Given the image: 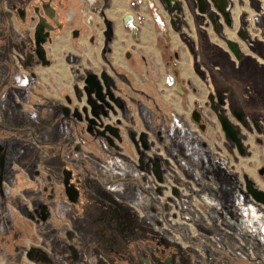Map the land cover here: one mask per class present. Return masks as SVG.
I'll list each match as a JSON object with an SVG mask.
<instances>
[{
	"label": "crops",
	"instance_id": "obj_1",
	"mask_svg": "<svg viewBox=\"0 0 264 264\" xmlns=\"http://www.w3.org/2000/svg\"><path fill=\"white\" fill-rule=\"evenodd\" d=\"M132 1L60 0L61 13L70 28L62 40L68 41L70 38V42L61 41L62 44L53 42L48 46L52 48L58 45L54 55L60 58V61L48 67L54 66L46 79L49 85L52 81L58 84L54 88L51 87L54 90L52 97L58 99V102L53 100L51 104L45 105L50 106L49 109L54 107V117L51 124L53 132L44 134L37 127V123L40 124V114L34 108L41 109L39 106L41 102L48 103L51 100L43 91L44 84H37L38 75L22 74L14 67L9 55V44L19 46L22 50L25 47L23 39L15 29V26L19 28L18 21L16 24L13 23L4 8V1L0 0V167H3L1 164L4 162L5 175L8 176H5V182H7L4 184L5 190L10 193V196L13 195L14 199L17 198L15 203L12 202L13 211L15 210L19 215V212L23 214L27 208L26 202L20 198V194L18 195L21 189L14 194L9 184L19 187V176L33 172L34 162L26 161V159H33L32 152L26 151L32 149L33 153H38L40 157V153L32 146L29 137H25L22 132L26 128L28 132L40 139L47 160L60 161L61 166L56 167L45 163L43 169L58 176L64 165L62 158L66 159L67 156L76 152L72 143L70 146L69 144L60 146L62 141L67 143V140L72 137L75 123L74 118L64 116L62 100L71 97L78 102L76 100L79 99L80 94H77L79 92L75 79H83L93 73L92 69L101 68V66L105 68L107 63L116 77L115 100L128 123L122 141L127 142L129 150L135 153L137 151L135 145L130 147L131 144L128 141L133 139L136 127L144 126L156 137L164 134L166 151L175 159L179 167L177 180L192 192L198 190L200 197L205 200L211 218L216 220L220 217L230 226V233L225 235H229L227 237H230L231 242L238 247L236 238L247 237L243 231L244 226L264 224V205L252 198L246 189V184L244 186L242 172L233 168L227 156L214 150L212 140L208 137L206 140L195 132L191 119L199 102L210 101L214 110L216 102L218 103L216 99L218 94L228 97L229 110L237 119L255 122L264 117V41L251 39L246 29L242 27L244 23H242L241 14L244 9L243 4L247 3L245 0L240 1V6L234 0H211L214 5L212 7L211 5L209 7L205 0H172L170 7L167 6L166 0H153L163 18L168 21L169 30L164 32L153 18V10L142 5L140 12L144 21L137 36L132 35L124 22L127 16H136L138 7L133 6ZM7 2L12 8L21 4V0ZM223 5H225L224 12L228 13L227 17L223 16L224 23L228 25H226L228 30L226 42L218 38L225 30L215 12L218 8L223 9ZM207 9L213 10L208 12L212 26L205 27L202 18H199L200 21L196 24V16L205 15ZM262 12L264 13V10ZM174 15L179 16L177 19L179 25L181 24L179 29L176 20L173 25ZM89 18H93V25L88 24ZM107 41L109 47L105 51ZM229 42L236 45L237 53L229 47ZM50 53L53 52L50 50ZM174 53L179 54L178 80L184 84L190 83V89L186 90L184 96L175 94L173 89L165 85ZM41 68L45 69V67ZM43 73L45 74L44 71ZM81 83L82 90L85 84L83 85V80ZM59 86L62 92L57 91ZM82 94L84 104L87 97L84 93ZM27 112L33 122L31 118H27ZM216 116H219L218 112ZM233 122L235 126L240 127L236 120ZM246 135L244 143H252L264 150V144H258L255 141L256 133L249 132ZM259 153H261L260 150ZM122 162L128 178L125 182H118L117 189L130 200L136 201L134 164L124 156ZM17 163L22 165V169L17 167ZM158 164L160 168L165 162L161 160ZM84 165L86 167L85 163ZM95 167L97 168L96 165ZM262 167L260 165L257 168L258 173ZM263 177H260L261 183H258L259 186L256 187L262 191H264ZM31 181L34 183L31 189L35 190L26 192L31 193L32 202L36 205L46 202L48 196L45 199L39 191L40 180ZM36 190L39 192L36 193ZM9 199L7 197L5 201L0 197V204L4 209L0 210V214L8 211L7 204L11 202ZM58 200L52 218L49 221L40 222L38 232L46 236L50 244L57 247L61 253L58 257L39 253L37 262L39 264H63V261L65 264H122L120 259L111 258V253L107 249L112 248L114 254L122 253L124 246L122 238L116 232L101 228L99 225L93 228L88 221L80 227L74 225L68 217L74 213L72 206L63 198ZM182 202L184 219L188 222L194 221L195 226L200 230L211 229L203 226L202 220H197V215L193 218L195 213L189 196H183ZM154 216L144 217L151 224ZM66 224L68 226L72 224L79 230L81 243H77L74 239L71 242L67 241L64 236L68 227ZM138 227L141 229L132 236L137 248L133 247L135 255L129 264H157L155 256H159L160 264H192V255L196 256V260L201 261L198 252L184 248L175 241L176 244L167 234L156 232L155 236H152L142 228L144 226ZM214 229L222 232L219 227ZM248 238L263 254L264 242L255 236L248 235ZM169 240L175 244H170ZM72 246H75L77 250V257H74L72 253ZM235 257L234 259L226 257L223 262L246 264L240 257L237 256L239 261L235 260Z\"/></svg>",
	"mask_w": 264,
	"mask_h": 264
},
{
	"label": "rangeland",
	"instance_id": "obj_2",
	"mask_svg": "<svg viewBox=\"0 0 264 264\" xmlns=\"http://www.w3.org/2000/svg\"><path fill=\"white\" fill-rule=\"evenodd\" d=\"M241 0H234V2H237L238 5L240 6ZM205 2H207L209 4V7L211 5H213V2L211 0H205ZM245 4L244 5V9L242 10L243 13L241 14V18H242V23H244V25L242 26L244 29H246V32H248L249 36L251 39L254 40H261L264 41V13L262 12L264 10V0H245ZM224 8L220 9V8H216L217 10L215 11L217 14V18H219L221 20V24L222 27L224 28L225 32L222 33L220 35L221 40H223V42H226V37H227V27H226V23H224V19H223V11L225 9V5H223ZM263 8V9H262ZM215 9V8H213ZM258 9V10H257ZM209 11H213V10H206L205 15L202 14L197 15L195 18L196 24L199 23V18L203 19V25L205 27H211V20L209 19ZM173 13V11H172ZM15 14V23L18 21V16ZM175 17V15H174ZM173 18V17H172ZM249 18V20H248ZM60 19H62L61 22L62 26L59 28V30H56L54 33H52V36L54 38V43L57 44H62L61 41L63 43L65 42H70V38L68 39V41H64L62 40L63 38H65V34L66 31H69V26L65 23V18L64 15L62 14V16L60 17ZM88 22V21H87ZM176 22L178 23V29L180 28L179 26V22L178 20H176ZM30 25V24H28ZM228 26V25H227ZM25 27V26H24ZM22 30V27H21ZM28 32L32 33V30H28ZM20 35V34H19ZM27 36V35H26ZM20 37H22L20 35ZM24 39V37L22 38ZM26 39V38H25ZM241 40V38H239ZM12 43L9 44V55L11 56L12 53V49H15V51H17V53L21 54L22 48L20 49L19 46H13L11 45ZM109 47L108 41L106 42V46H105V51H107L106 49ZM48 51H49V55L52 58V62L54 63H59L60 58H57V56L55 57V51L56 49H58V45L57 46H52V48L47 47ZM53 52L52 54L50 53ZM17 54V55H18ZM65 56V54H64ZM61 57V56H60ZM12 58V57H11ZM66 58V56H65ZM63 60V59H62ZM12 63L14 64V67H16V70H18V72L20 73H26L25 71L22 72L18 69L16 61H14L12 59ZM105 68L104 66H101V68H96V69H92L93 73L97 75V73H107L108 76L112 79L113 85L110 84V92H112L114 94V97L117 94L116 89L114 88L115 86V82H116V77L115 74L113 72L112 69H110L109 65H107V63L105 64ZM54 67V66H52ZM52 67L48 68L45 67V69L39 67L38 71L40 73H38V80L40 81V83L37 84H44L43 86V91L46 94V97L49 98L51 101H48V103H42L39 105L41 107V109H35V111L39 112L40 116H39V122L40 124L37 123V127L40 128V131L43 132L44 134L47 133H52V119L54 117V107H51V109H49L50 106H45V105H49L51 104V102L53 100H56L55 97H52V92H54V90L52 88H54V86H57L58 84L54 83L53 81L51 82V85H49L47 82L48 80L47 78V74L50 73L49 71H52L53 69H51ZM48 68V69H47ZM106 69V70H105ZM31 71V69H29ZM43 71L45 72V74L43 73ZM83 74L85 73V71H82ZM26 74H29V72H27ZM85 76V75H84ZM51 77H53L51 75ZM83 77V76H82ZM46 81V82H45ZM75 85L79 86L82 84V79H75ZM186 84V82H185ZM52 87V88H51ZM61 88L59 86V88H57L58 92H62L60 91ZM60 95V94H59ZM61 96H59L60 98ZM60 100V99H59ZM58 102V99L56 100ZM37 103V102H36ZM62 103H64V101L62 100ZM34 104V103H33ZM31 104V105H33ZM201 104L203 105V111H205V114H208L209 117H205L203 116L202 120H200L199 122H196L194 119H191V121L193 120V127L195 132L199 133L200 135L203 136L204 139H208L212 140V144H214V150L217 151L218 153H220L221 155H225L227 156L228 160L232 162L233 164V168H237L239 171L242 172L243 175V182H244V186L245 184L249 181L252 183V185L256 188L259 186L258 183L260 182V177L261 175L257 172V168H259V166H263L264 167V154H262V152L264 151L262 147H258L257 145H253L252 143H244L243 147L245 149L244 154H240L238 149L236 148L235 144L229 140V138H227L225 132L223 131L221 125H220V121L218 119L217 112L218 114H225L226 112H229L227 110H225V108H223L222 106H220L217 102H216V107L213 110L212 109V104H210V101H206L205 103L201 102ZM197 108V107H195ZM201 109V108H200ZM210 109V110H209ZM112 112L114 113V115H120L121 116V121H119V125L122 126L120 127V129L122 130L123 135L125 134L124 132H126V126H127V121L124 119V117L121 115V111L119 108L118 103L116 102V105H113L112 103ZM28 113V112H27ZM216 114V115H215ZM28 115V119L31 118V116ZM230 115V114H228ZM32 121V118H31ZM234 121V120H233ZM33 122V121H32ZM36 122V121H35ZM116 121L115 125H117ZM104 124V123H103ZM205 124V125H204ZM203 125V126H201ZM15 127V126H14ZM192 127V128H193ZM201 127V128H200ZM239 129L238 131H240L239 135L242 134V132L244 133V130H242L239 126H237ZM36 128V126H35ZM205 129V130H204ZM39 130V129H37ZM139 132L140 135H139ZM30 132H28V129L25 128V130L22 132V134L25 137H29ZM253 133V132H252ZM144 135L145 139L148 138L150 141V145L152 146H163L164 151L166 153L167 156L168 153L166 151V142H165V135L163 134L160 137H156L151 130H149L148 128L144 127V126H139L135 128V134L133 136V139H131L130 141H128L131 145L130 147L133 145H135V148L137 149V155L138 157L141 158V163L140 166H138L139 168H143L145 175L147 176V174L153 170L154 171V167L155 164L158 162H161V160H163L165 162L164 165H162L159 169H160V173H161V180L162 181V173L166 172V170L169 168V163L167 162V160L158 152L156 153H152L154 160L153 161H146V153L143 150H140L139 145H138V141L140 139V137ZM151 137V139H150ZM208 137V138H207ZM213 137V138H212ZM67 138V137H66ZM98 138L95 133L92 134L89 139L85 138L84 136V147L88 150L91 151L92 155L95 156V158L99 157L102 155L103 152H101L99 144H98ZM73 142V139L71 137V139L69 138L67 140V143H64L63 141L61 142L60 146L63 147L62 145H66V144H70ZM116 142V140H115ZM43 143L41 142L40 145L37 144H32V146L36 149L37 152L41 154H45L46 152L44 151V146L42 145ZM73 144V143H72ZM120 144V145H119ZM128 143L125 141H119L115 143V148L118 146L120 149H118L117 151H124L128 156V155H133L132 151L129 150V147L127 145ZM40 146L39 148H37V146ZM72 146H75V144H73ZM107 149V148H106ZM105 149V150H106ZM114 149V148H113ZM159 148L157 147V150ZM39 150H41L43 153H41ZM115 150V149H114ZM151 150V149H150ZM259 150L261 151V153H259ZM32 152L31 157L34 159H26V161H32L34 162V165L39 166L40 162L42 161L41 158L38 157V153H33V150H28L26 152ZM49 151V150H48ZM259 154V155H258ZM253 155V156H252ZM102 157V156H101ZM170 157V156H169ZM172 158V157H171ZM67 159V157H66ZM174 161V165L177 167L178 171H179V167L175 161L174 158H172ZM77 160V159H76ZM78 162L83 161L85 163V159L82 160L80 159L77 160ZM144 161V162H143ZM43 162H45L46 164H50V165H55L57 166H61L60 161H54L53 159H49V160H44ZM72 163V162H71ZM123 163V162H122ZM87 165H89L90 167V172L93 173V176L90 175L89 177L92 179L93 182V186H92V190H91V194L89 196V200L86 203V205H84L82 208H79L77 206H75L74 204L69 203V205L72 206V208H75V213L70 214L69 219L72 220L75 224L77 225H84V221H88V224L91 225L93 228L98 226L101 222L106 220L109 221L107 224H105L104 229L106 228L107 230H114V226H117L118 229V225L122 224V219L124 217H126L127 212H134L136 214V223H137V227L136 230H140L138 226H144L142 227L143 229H145V231L152 235L155 236L156 232H160L161 234L164 233L165 235L167 234L168 237H170L174 242V236L171 233H167L166 230H161L160 227H157L159 219L157 218L158 216H160V212L163 214V219L165 221L166 219V215H169L170 210L165 208V204L162 203L160 201V199L158 198L155 189V186H161L159 185L153 178V190L151 192V188L152 185L150 186V182L148 181V179L146 178V176H140V172L138 170V167H135V175L134 180L136 182L137 185V200L136 201H132L130 200V198H128L126 195H124L122 192L118 191L117 187L119 185V183H121L120 180V176H114L112 179L110 178V174L109 173H105L102 172L101 170L98 169L93 166L91 164L90 161H87V163H85ZM17 166L22 167V165L20 164H16ZM127 167V165H126ZM81 170V169H80ZM92 170V171H91ZM33 172L31 173H24V176H19L20 178V184L19 187L15 186V184H9V188L14 192V194H17V192H19L21 189V191L18 193V195L20 196V198H22L25 202H26V208L22 214V212H19V215L16 213V211H13V203H15L14 199L15 197H11L9 204L8 205V211H5L4 213L0 214V260L5 262L6 264H39L38 258H39V253H47L50 256H57L60 255L59 253L60 250L57 247H54L52 244H50L48 238L46 236H42L41 234H39L38 232V225L37 223L32 220L31 215L34 213L33 209L39 207L41 204L36 205L32 202V198L31 193H27V190H35V189H31V187L33 188L34 183L31 181L32 177L35 178V171L34 169L32 170ZM121 171H122V175L125 172L126 173V168L123 165V167H121ZM19 172V171H18ZM85 173V172H84ZM102 173V174H101ZM155 173V172H154ZM86 176H88L85 173ZM156 175V174H155ZM177 176L178 174H175L174 176V181L177 184V186H183L185 189H187L190 194L196 195V198L199 199V201L202 200L203 204V211H205V213L207 214V218H205V216L199 212L200 215H198L195 211V208L193 209V212L195 213L194 217L197 215V220H202V224L203 226H207L208 228H211L209 230L203 231L197 228V226L192 227L191 224L188 223V225L184 224L185 227V231H194L197 233V237L200 241H195L194 243L192 242L193 239H191V235L187 236L186 238H184L185 240H187L189 242V245L187 247V249L191 250H197L199 249V255L201 258V261L199 262L198 260H196V256L192 255L191 256V261L192 264H227L224 263L223 260L226 259V257H235V260L237 259V256L240 257V259H242L246 264H250L251 262H255L256 264L259 262V264H264V250H263V254L260 253L262 251L258 250V248H256V246L251 243L252 241L249 240L248 235L249 236H255L258 237L259 239L262 236V231H261V225H257V226H244V233L247 235V237H240L238 236V238H236L237 242H238V247L237 245L233 244L230 240V237H227L229 235H225L226 233H230L227 229L230 228V226H228L227 224H225L224 221H222L221 225L224 228V230H222V232L220 233L219 231H215L214 228L217 227L218 222L220 221V217L216 218V220L212 219L207 208L205 205V200L204 198L200 197V195L198 194V190H194L193 192L190 191L184 184L180 183L177 180ZM8 177V176H6ZM104 177V179H103ZM116 177V178H115ZM124 177V175H123ZM157 177V176H156ZM9 178H11V176L9 175ZM26 178V180L24 179ZM128 175H126L124 177V181L127 180ZM158 179V178H157ZM53 181L56 184H61L60 181H58V179L56 178V176L53 177ZM263 183H264V177L262 179ZM116 182H119L116 185ZM4 184H7V182H4ZM256 184V185H255ZM214 187V183L211 184ZM143 187L146 188V191H139V189H142ZM162 188L160 189L161 194L163 195L165 187L161 186ZM196 187V186H195ZM148 188V189H147ZM197 188V187H196ZM38 189V188H37ZM40 193H42L44 195V192L42 191V185L40 186ZM198 189V188H197ZM15 190V191H14ZM39 191L36 190V193H38ZM145 192H151L154 194L153 200L151 202L146 201V203L144 202V200L142 198H148V196H146L144 193ZM58 195L60 193V191L57 192ZM35 194V193H34ZM178 194V198L181 199L182 195L181 192L178 190L177 192ZM17 195V196H18ZM161 195V196H162ZM45 196V195H44ZM168 199L173 200L172 197L167 194L166 196ZM46 199V196H45ZM110 199L114 204H116V206L111 205L112 207L108 206L106 204V201ZM191 201V199H190ZM13 202V203H12ZM166 203V201H165ZM1 205V204H0ZM5 205V204H3ZM3 206H0V210L3 209ZM169 207V206H167ZM200 207L202 208V205H200ZM5 208V207H4ZM170 209L172 207H169ZM4 210V209H3ZM28 210V211H27ZM1 212V211H0ZM5 214V215H4ZM174 214V213H173ZM151 215H155L153 217V222L150 224L144 216H146V218H149ZM7 219H9V221H11V226H8L7 224ZM183 218V216H182ZM192 218V219H193ZM104 219V220H103ZM184 219V218H183ZM144 220V221H143ZM187 220V219H185ZM200 220V221H201ZM215 221V222H214ZM211 222V224L209 223ZM132 225V224H131ZM180 223H176L174 227L179 226ZM209 225V226H208ZM70 227H72V224L70 225ZM156 227L158 229H156ZM73 228V227H72ZM192 228V229H190ZM76 232L75 228L74 231ZM166 232V233H165ZM219 232V233H217ZM77 233V232H76ZM75 233V234H76ZM215 240V241H212ZM174 242H172L171 240H169L170 244H175ZM177 244V243H176ZM247 248L252 249L253 254H255V256H258V258H254L253 256L250 255L247 256L244 252V250H246ZM244 249V250H243ZM197 252V251H196ZM238 254V255H236ZM208 258L206 261H204V259ZM254 258V259H253ZM253 259V260H250ZM239 261V260H238ZM237 261V262H238ZM232 262V261H231ZM63 264H65V261H63Z\"/></svg>",
	"mask_w": 264,
	"mask_h": 264
},
{
	"label": "flooded vegetation",
	"instance_id": "obj_3",
	"mask_svg": "<svg viewBox=\"0 0 264 264\" xmlns=\"http://www.w3.org/2000/svg\"><path fill=\"white\" fill-rule=\"evenodd\" d=\"M3 1L10 10H13L14 12H16V14L18 16V19H17L18 22L17 23L19 24L18 26H19L20 31H22L24 34H26L28 36V38L23 39V43H24V47H25L22 50L23 54L25 56L24 67L26 68L27 72H29V75L30 74H33L34 76L38 75V68L39 67H49L53 63L52 58L49 55L47 47L54 42V38L52 36V33H54L56 30H59V28L62 26L61 22H63V21H61L62 19H60V17L62 16V13H61L62 7L60 6L61 2H60V0H21L20 5H15L12 8L8 5V2H7L8 0H3ZM18 9H21L24 11V13H25L24 20H22L20 13H18V11H17ZM45 14H48V17H49V18H47V20L49 22V27H53V30H50V35H49L51 38V41H48L47 43L44 44V46L47 49V60L49 61L48 65H44L42 60L39 58V56L36 53L37 46H36V38H35L36 26L40 21V16L45 15ZM28 24H30V25H28ZM31 26L33 27V31H32L33 40L30 38V32H28L29 27H31ZM21 27H22V30H21ZM29 69H31V71ZM87 77L88 76H85V78L82 79L83 85L85 84L84 81L86 80ZM97 78L101 81V83L103 82V80L101 78V73H99V74L97 73L96 79ZM38 83H40L39 80H38ZM84 86H86V85H84ZM76 88H77V91L79 92L77 94L78 95L80 94L79 99L76 100L78 102H75L71 97H67V99L64 98V103H63L64 108L62 109L64 116L66 118L73 116L72 118H76L77 120L83 119V120L87 121L88 122V131L90 128L92 129V132L89 131L90 134L95 133V135L97 137H99L101 139H105L108 144H110L109 140L107 139V137H109L113 142V144H110V145L116 146L115 140H117L119 142L122 140V137L124 136L122 133V130L119 127V124H120L119 121L117 122V125L109 124V123L103 124L104 118H106L108 116V111L112 109V103H113V105H116V100H110L109 97H106V99L104 101L96 100L95 95H94L95 92H94L92 94L91 100L96 105V107L94 109L98 113L96 116H94L92 114V107H90V105L87 102L88 94L85 91V87L82 90L80 89L79 86H77ZM76 88H75V90H76ZM114 88L116 89V87H114ZM187 89H190V83H186V85L183 88V93L180 94L179 96H184L186 94ZM103 92L104 93L106 92V88H104V87H103ZM82 93H84V95L87 97L84 104H83V94ZM216 99H217L218 104L220 106L225 108V110L229 111V112H226L225 114H223V116H225L232 123V125L238 130L239 128L237 126H235V124L233 122V120H236L239 123L240 128L245 131L244 133L242 132V134L239 135L241 140H242V144H244V142L247 138L246 134L249 132L256 133L257 138L255 141L258 144H264V117H262V119L255 121V122L246 121V120L241 121V120L236 118V116L233 114L232 111L229 110L230 103H229V99L227 96H222L221 94H218V96H216ZM196 107L197 108H195V111L199 112L200 120H202L203 116L209 117V115L205 114V111H203V105L200 102L196 104ZM75 112L80 114V116H81L80 119L77 116H75ZM228 114H230V115H228ZM218 118H219V116H218ZM97 120H100V124H101L100 127H98ZM108 125L113 126V127L118 129L120 139L111 135L109 133V131H106L104 136H102L100 134V132H103L106 130V126H108ZM238 132L240 133V131H238ZM29 134H30L29 139L31 141V144H34V140L40 141V139L37 138L32 133H29ZM72 139H73V135H72ZM87 139H88V137H87ZM145 142H146V147H147L148 145H147L146 139H145ZM141 143H142V141H141ZM142 146H143V143H142ZM74 147H75L76 152H80L81 149L79 146H74ZM146 147H144V148H146ZM244 152H245V149H244ZM91 155H92V153H91ZM101 156H99L97 158L99 159V158H101ZM39 158H41L42 161H39L40 162L39 166H37V165L33 166V169L35 171V174H34L35 178L32 177L31 179L32 180H34V179L40 180V182H41L40 186L42 185V191L44 192L45 196H48L47 197L48 200L46 202L42 203L39 207L33 209L34 213L31 215V217H32V220H34L37 223V225L40 222H46V221H49L50 218H52V215L55 212L54 211L55 204H56V202L59 201L58 200L59 198H63L68 203L74 204L69 200V197L67 195L66 188H65V185L63 182L64 181V173H63L64 169L72 170L71 182H73L75 184V186L77 187V189L79 190V203L74 204L75 206L82 208L84 205H86V203L89 200V196L91 194V190H92V186H93L92 179L89 177L90 175L93 176V173L90 172L89 165L86 164V167H85L83 161L78 162L72 156V154L67 156V159L62 158L64 165H63L61 172L58 174V176L52 174V172H50V171H47V170L44 171L43 170L44 164H45V162H43V161L47 160L46 153L41 154ZM87 161L88 160L86 159L85 163H87ZM91 164L93 166H95L92 162H91ZM42 166H43V168H42ZM17 167L19 169H22V167H20V166H17ZM84 172L88 176H86ZM5 173H6V169H5L4 162H3V167H0V177H2V182H1V186H0V197L6 201L7 197H9L11 199L12 196H10V193L5 190V186H4L5 176H6ZM259 174L262 177L264 176V167L260 168ZM54 176H56V178L58 179V181L61 182V184L54 183V181H53ZM39 190L41 191L40 187H39ZM58 191H60L59 195L57 193ZM10 199H9V201H10ZM106 204L110 207H112L111 205L116 206V204H114L110 199H108L106 201ZM44 206L46 207V214H47L46 220L41 219V212H42V208ZM73 211H74V213L76 212L75 208H73ZM126 215L127 216L122 219V224L118 225V229H117V226H114L115 229L111 230V231L116 232V234L118 236H120L124 242L122 253L116 252L114 254L112 248H110V247L107 248L108 252L111 253L110 257L114 258V259L115 258L120 259L122 261V264H129V262H132V260L134 259L133 256L135 255L134 254L135 249L133 247L137 248V244L134 242V240L132 238L134 233H136V231H137L136 230V227H137L136 214L134 212H127ZM6 220H7L6 221L7 224L11 223V221H9V219H6ZM86 221H84V222H86ZM108 222L109 221L107 220V223ZM107 223L105 220V221L101 222L99 224V226H101V228H104L105 224H107ZM66 225L68 226V224H66ZM70 225L67 227V230H66L67 232L64 233L65 235L63 233L62 234L65 236V238L69 242H71V240L74 239L77 243H81V233L74 226L77 224L74 223V225H72L73 228L70 227ZM77 226L80 227L81 225H77ZM74 228H75L77 233L73 232ZM71 250H72L74 257H77V250H76L75 246H72ZM45 254H47V253H45ZM155 257L154 258L157 261L156 263L160 264L161 260L158 258L159 256H155Z\"/></svg>",
	"mask_w": 264,
	"mask_h": 264
},
{
	"label": "built area",
	"instance_id": "obj_4",
	"mask_svg": "<svg viewBox=\"0 0 264 264\" xmlns=\"http://www.w3.org/2000/svg\"><path fill=\"white\" fill-rule=\"evenodd\" d=\"M132 5L138 7V10L136 11V16L129 15L125 18V21H124L125 25L130 29L132 35L137 36L141 30V27H142V23L144 21V18L140 12V6H142V5H146L150 9L153 10V18L155 19V21L160 25L161 29L164 30V32H168V30H169L168 21H166L163 18L161 12L157 8L156 3L153 0H133ZM4 8L9 13L13 23L16 24L15 23V14H14L15 12L13 10H10L6 6L5 3H4ZM88 24L89 25L94 24L93 18L88 19ZM15 29H16L17 33H19L22 36L21 38H23V37H24V39L28 38V36H26V34H24L22 31H20V29L18 27L15 26ZM30 29L33 31L32 26L29 27V30ZM30 38L33 40L31 32H30ZM17 54H18L17 51H15V49H12L11 57L14 61H16L18 69L22 72H24V71L27 72L26 68L24 67L25 56H24L23 52L21 54L20 53L18 55ZM178 59H179V55L177 53H174L173 57L171 58L170 72L168 73V75L165 79V85L168 88L173 89L175 94L180 95L183 93V88L186 84H184L178 80V77L180 75V71L178 68L179 67ZM116 121H121V116L120 115H114V113L112 112V109H111L108 111V116L106 118H104L103 123L104 124L105 123L116 124L115 123ZM74 122L75 123L73 124V144H75V146H79L81 149L80 152L72 153V156L75 159H77L79 161H80V159H82V160L87 159L88 161H90L94 165H96L97 169L99 167V170H101L102 172L109 173L111 176L110 177L111 179L114 176H120L121 177L120 180L121 179L124 180V177L126 176V173L124 172L123 173L124 177H123L122 171H121V167H123V163H122V157L123 156L127 157L134 164V166H136V167L140 166L141 158L138 157L137 151L135 153H133V155L126 156L127 154L123 150L117 151L118 149H120L119 147L115 148V146H111L110 144L107 143V141L105 139H101V138H98V144H99L101 152H103L102 157L99 159L95 158V156L91 155V151L84 147L85 146L84 145V136H85V138H87V137H90L92 135L88 131V122L83 120V119L77 120L76 118H74ZM97 122H98V127H100V125H101L100 120H97ZM120 127H122V126H120ZM140 133L141 132H139V135H140ZM150 139H151V137H150ZM146 140H147V145H148L146 148H144L142 146V143L140 140L138 141V145H139L140 150H143L146 153V157H145L146 161L147 162L153 161L154 155H152V153L158 152L169 163V168L166 170V172L162 173V181H159L157 179L153 170H151L146 176L143 168L138 167V170L141 174L140 176H146V178L150 182V186L152 185L151 192L153 190V178L159 185L165 187L163 195L160 192V189L162 188L161 186H158V187L155 186V189H154L156 191V194H157L158 198L160 199V201L165 204V208L170 210L169 215H166L167 217H166L165 221L162 217L163 214L160 212V214H159L160 216L157 217V218H160L157 227H160L161 230H166L167 233L172 232V235L174 236L175 241L178 242L179 244H181V246H183L184 248H187L189 245V242L187 240H185L184 238H186L188 235L189 236L191 235L190 237H191V239H193L192 240L193 243L195 241H200V240L198 238H196L197 237L196 232H194L192 230L185 231L187 228L185 229L186 226L184 224L188 225V223H189L193 227L195 222L194 221L188 222L187 220L182 218L183 202H182V198L181 199L178 198L177 192L179 190L181 192L182 197L183 196H189L191 199V204H192L193 208H195V211L198 214H199V212H201L205 216V218H207V214L205 213V211H203V204L204 203L202 202V200L199 201V199L196 198L195 194L194 195L190 194V192L187 189H185L183 186H179V185L177 186V184L174 181V176H175V174H178L179 171H178L177 167L174 165L173 159L166 155L163 146L161 147L159 145H156V146L151 147L150 142H149L150 140L148 138H146ZM116 142H118V141L116 140ZM34 144L40 145V141L34 140ZM37 147H40V146H37ZM157 147L159 148L158 150H157ZM151 175L153 178L151 177ZM103 179H104V177H103ZM117 184H118V182H116V185ZM154 190H153V192H154ZM139 191H146V188L143 187L142 189H139ZM151 192L150 193L149 192L144 193L146 196H148L147 199L142 198L145 203H146V201L151 202L153 200L154 194ZM167 194H169L173 200L168 199L166 197ZM165 201H166V203H165ZM200 205H202V208L200 207ZM167 206L172 207V208L170 209ZM176 223H180V225L177 227H174ZM182 223H184V224H182ZM209 223L211 224V222H209ZM221 223H222V220L220 219V221L217 224V227L224 230ZM157 227H156V229H158ZM190 229H192V228H190ZM227 230L229 231V229H227ZM261 231L263 234H262L260 240L262 242H264V224L261 225ZM212 241H215V240L212 239ZM196 251L198 253H200L199 249H197ZM244 251H245L244 253L247 256H249V253H250V255L253 256L254 258H258V256H255V254H253L252 249L247 248ZM253 259H250V260H253Z\"/></svg>",
	"mask_w": 264,
	"mask_h": 264
},
{
	"label": "water",
	"instance_id": "obj_5",
	"mask_svg": "<svg viewBox=\"0 0 264 264\" xmlns=\"http://www.w3.org/2000/svg\"><path fill=\"white\" fill-rule=\"evenodd\" d=\"M171 1L172 0H166L167 6H169V7L171 6ZM17 11H18V13H20L22 20H24V18H25L24 11L21 9H18ZM223 13L226 17L228 16L227 12L223 11ZM210 15L212 16V13H210ZM47 18H49L48 14L40 16V21L37 24L36 31H35L36 46H37L36 53L39 56V58L42 60L44 65L49 64V61L47 60V49L44 46V44L47 43L48 41H51V38L49 35H50V30H53V27H49V22H48ZM177 19H179V16L175 15L173 25H175V20H177ZM228 45L233 50L234 53L238 52L237 47L234 43L229 42ZM101 78L103 80L102 83L98 78L96 79V75L90 74L86 78V80L84 81V83L86 85L85 91L88 94L87 102L90 105V107H92V114L94 116H96L98 114L97 111L94 109L96 107V105L91 100L92 94L94 92H95L94 95H95L96 100L104 101L106 99V97H109L110 100H115L114 94L112 92H110V84L113 85L112 79L105 72L101 74ZM103 87L106 88L105 93L103 92ZM75 116H77L79 119L81 118L80 114H78L77 112H75ZM193 119L196 122L200 121V114L198 111L193 112ZM219 120L221 123V127H222L223 131L225 132L227 138H229L236 145V148L238 149L240 154H244V147L242 144V140L239 136L238 130L232 125V123L225 116L219 114ZM89 131L92 132V129L90 128ZM106 131H109V133L111 135L120 139L117 128L108 125V126H106V130L103 132H100V134L102 136H104ZM107 139L109 140L110 144H113L112 140L109 137H107ZM140 139L143 143V146L146 147L145 136L142 135ZM1 165H3V164H1ZM154 172H155L158 180H161V173H160L158 162L155 164ZM63 173H64V181L63 182L65 185L69 200L72 203L77 204V203H79V190L77 189L75 184L73 182H71L72 170L64 169ZM1 182H2V177H0V186H1ZM246 189L254 200H256L257 202H259L261 204H264V191L255 188L252 185V183L249 181L246 183ZM46 218H47L46 207L44 206L42 208V212H41V219L46 220ZM0 264H5V263L0 262Z\"/></svg>",
	"mask_w": 264,
	"mask_h": 264
},
{
	"label": "trees",
	"instance_id": "obj_6",
	"mask_svg": "<svg viewBox=\"0 0 264 264\" xmlns=\"http://www.w3.org/2000/svg\"><path fill=\"white\" fill-rule=\"evenodd\" d=\"M11 223H12V222H11ZM11 223H9L8 226H11ZM0 262H3V261L0 260ZM3 263H5V262H3ZM5 264H6V263H5Z\"/></svg>",
	"mask_w": 264,
	"mask_h": 264
}]
</instances>
